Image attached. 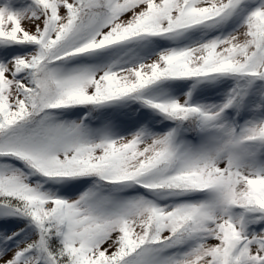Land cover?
I'll use <instances>...</instances> for the list:
<instances>
[{"label":"snow or ice","instance_id":"6c2138e0","mask_svg":"<svg viewBox=\"0 0 264 264\" xmlns=\"http://www.w3.org/2000/svg\"><path fill=\"white\" fill-rule=\"evenodd\" d=\"M0 264H264V0H0Z\"/></svg>","mask_w":264,"mask_h":264}]
</instances>
